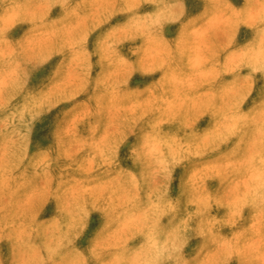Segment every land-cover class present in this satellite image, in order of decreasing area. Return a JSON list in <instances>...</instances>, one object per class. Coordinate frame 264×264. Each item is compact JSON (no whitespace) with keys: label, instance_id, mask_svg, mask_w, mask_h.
I'll list each match as a JSON object with an SVG mask.
<instances>
[{"label":"rangeland","instance_id":"374dc122","mask_svg":"<svg viewBox=\"0 0 264 264\" xmlns=\"http://www.w3.org/2000/svg\"><path fill=\"white\" fill-rule=\"evenodd\" d=\"M47 3L52 6L23 15L16 8L0 11V35L6 33V51L19 67L0 95V155L6 160L0 218L14 223L20 236L30 233V258L86 264L97 249L114 253L122 225L101 207H84L87 227L64 240L56 231L63 204L45 189L55 184L99 193L138 178L145 165L129 159L130 134L143 142L155 133L182 154L171 168L170 198L191 184L209 194V220L236 217L241 228L258 227L257 210L240 199L264 155V47L247 18L249 0ZM39 20L63 35H38ZM25 37L31 51L15 54ZM132 49L159 55L145 73L125 75L113 60ZM114 70L120 75L114 77ZM218 96L228 97L232 107L221 112ZM139 194L145 197L143 186ZM192 199L196 203L186 208L195 212L201 202L196 193ZM219 233L228 239L234 229L223 225ZM202 241L190 239L184 256L195 255ZM143 242L133 235L127 247ZM15 248L10 235L0 237L5 258Z\"/></svg>","mask_w":264,"mask_h":264},{"label":"clouds","instance_id":"9594fccd","mask_svg":"<svg viewBox=\"0 0 264 264\" xmlns=\"http://www.w3.org/2000/svg\"><path fill=\"white\" fill-rule=\"evenodd\" d=\"M64 3L67 6L70 0H64ZM51 6L47 0H25L23 4L17 0H0V11L16 8L21 15L26 11L30 13L33 8ZM249 8L247 18L255 24L261 46L264 47V0H249ZM148 28L156 30L155 25L150 24ZM34 30L38 35L53 31L58 36L63 35L62 29L52 28L42 20L36 22ZM6 39V33L0 35V95L3 94L6 84L14 83L19 71L15 56L6 51L4 43ZM27 41V37L17 41L15 54L31 51ZM158 55L157 52L147 54L139 49H132L131 55L127 57H115L113 65L119 64L125 75L145 73L149 70L147 64L157 59ZM113 75L119 76L120 72L114 70ZM230 107L232 104L228 97L218 96V108L221 112L229 110ZM120 143L118 140L116 146L119 147ZM127 147L132 163L145 165L138 178L131 181L122 179L118 185L105 188L99 193L55 184L48 185L45 189L50 198L63 204V209L58 210L63 212V217L56 231L64 240L73 232L81 233L87 227L84 207H101L109 214L113 223L118 222L122 225L123 239L121 243L112 246L115 248L114 253L105 256V248L97 249L86 264H231L233 258L238 259V264H264V155L261 157L258 171L253 174L249 186L240 195L242 201L251 204L257 210L258 227L253 225L241 228L236 217L221 221L209 220L206 211L211 198L206 192H198L191 184L176 198L168 196L171 168L182 155L172 152L168 141L154 133L148 140L142 142L130 134ZM5 164L4 156L0 155V172L3 171ZM142 186L146 189L143 198L139 194ZM193 193L198 195L201 202V206L195 212L186 208V205L196 203L192 199ZM31 207V204L27 206L25 214L30 212ZM166 216L169 217L168 224L162 223ZM223 225L233 227L234 234L231 238L225 239L220 236L219 227ZM4 234L14 239L16 248L14 256L10 258H5L0 253V264H45L44 261L30 258V233L27 230L20 236L14 223L6 224L0 218V237ZM133 235L143 237L144 242L139 248L127 247V240ZM195 237L203 238L200 249L192 257L186 258L183 250L189 240ZM53 250L49 246L50 254ZM49 259L51 260V255ZM51 264L71 262L51 261Z\"/></svg>","mask_w":264,"mask_h":264}]
</instances>
